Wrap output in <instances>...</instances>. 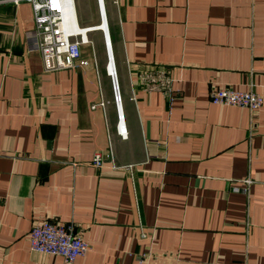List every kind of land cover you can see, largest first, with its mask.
I'll return each mask as SVG.
<instances>
[{"label": "crops", "instance_id": "obj_1", "mask_svg": "<svg viewBox=\"0 0 264 264\" xmlns=\"http://www.w3.org/2000/svg\"><path fill=\"white\" fill-rule=\"evenodd\" d=\"M84 1L67 28L113 56L92 40L84 65L47 71L31 4L0 0V264H264V0H101L100 24ZM218 87L263 104H213ZM38 218L87 253L30 250Z\"/></svg>", "mask_w": 264, "mask_h": 264}, {"label": "built area", "instance_id": "obj_2", "mask_svg": "<svg viewBox=\"0 0 264 264\" xmlns=\"http://www.w3.org/2000/svg\"><path fill=\"white\" fill-rule=\"evenodd\" d=\"M8 1L16 5L22 1L31 4L34 15L35 48L41 54L45 70L55 71L74 67L76 62L79 65L86 63V61L81 60V47L92 43V41L89 40V37L85 41L76 30L67 28V14L71 5L76 15L75 0H71V3L70 0ZM98 2L99 0H97V6L99 5ZM98 10L100 19V6ZM91 32L88 31V33ZM104 38H106L105 33ZM106 54L109 60L107 48ZM107 72L111 79L113 99L117 109V131L121 137L125 138L127 132L123 115L120 113L122 110H119V106L122 109V100L117 73L115 71L114 74H111L108 70ZM209 97L213 104L245 107L252 113L260 109L263 104V97L260 93L251 90L242 91L230 87L213 88ZM100 104L103 105V102H100ZM122 121L123 125L121 124ZM104 163V158L97 151L93 157V164L101 168L104 167ZM121 168L127 170L130 177L133 175L132 164L121 166ZM141 235L143 236L144 234L142 233ZM28 244L30 250L42 254L60 256L65 263L74 262L77 258L84 256L89 249L87 241L76 233L72 223L64 224L47 218H38L34 221L28 235Z\"/></svg>", "mask_w": 264, "mask_h": 264}, {"label": "rangeland", "instance_id": "obj_3", "mask_svg": "<svg viewBox=\"0 0 264 264\" xmlns=\"http://www.w3.org/2000/svg\"><path fill=\"white\" fill-rule=\"evenodd\" d=\"M75 1H76V9H77V12L79 14L80 19L81 20L82 19H88L91 16L90 15L91 13H90V8H89L88 2H85L84 0H75ZM97 13H98V6H97ZM97 21H98L97 23L100 22L99 13H98V19H97ZM81 27H86V26H81ZM97 28H98V26H97ZM87 35L89 37V40H91V41L93 40L94 42H96L97 49L99 51L102 50V52H104V55L107 57V55H106V49H105V44H104V39H103V34H102L101 30L93 31L91 33H87ZM86 45H88V44H86Z\"/></svg>", "mask_w": 264, "mask_h": 264}, {"label": "bare ground", "instance_id": "obj_4", "mask_svg": "<svg viewBox=\"0 0 264 264\" xmlns=\"http://www.w3.org/2000/svg\"><path fill=\"white\" fill-rule=\"evenodd\" d=\"M70 3H71V0H70ZM98 7L101 5V0H99V2H98ZM71 8H73L72 7V5H71V7H70V9ZM100 8H101V6H100ZM74 11V10H73ZM77 12V11H76ZM101 13H102V10H101ZM76 17H77V15H75ZM77 20H78V18H77ZM102 20V19H101ZM88 31H90V30H88ZM88 31H87V33H88ZM91 31H93V30H91ZM103 31V30H102ZM80 36H81V33L80 32H78V31H76ZM104 32V31H103ZM108 32H109V29H108ZM108 49V48H107ZM108 51H109V49H108ZM110 54H112V56H113V53H109V60H110V57H112Z\"/></svg>", "mask_w": 264, "mask_h": 264}]
</instances>
